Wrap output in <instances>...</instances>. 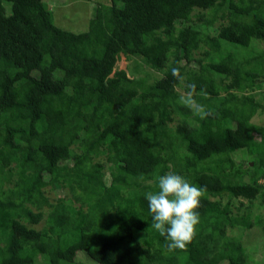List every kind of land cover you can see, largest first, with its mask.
Masks as SVG:
<instances>
[{"label": "trees", "instance_id": "16d2710c", "mask_svg": "<svg viewBox=\"0 0 264 264\" xmlns=\"http://www.w3.org/2000/svg\"><path fill=\"white\" fill-rule=\"evenodd\" d=\"M94 1L74 31L47 0H0V264H247L249 231L264 232L249 211L264 207V125L251 121L264 0ZM190 84L211 115L182 102ZM168 171L207 189L186 250L151 227L145 193Z\"/></svg>", "mask_w": 264, "mask_h": 264}, {"label": "clouds", "instance_id": "9594fccd", "mask_svg": "<svg viewBox=\"0 0 264 264\" xmlns=\"http://www.w3.org/2000/svg\"><path fill=\"white\" fill-rule=\"evenodd\" d=\"M172 75L183 81L178 67H171ZM200 95H207L201 89ZM195 85H188V91L181 97L184 104L193 106L202 118L211 115L205 105L195 99ZM157 191L145 193V199L152 218L151 227L168 241L169 251L186 250L195 239L201 217L197 209L201 198L207 191L205 186H198L185 176L168 171L156 177Z\"/></svg>", "mask_w": 264, "mask_h": 264}, {"label": "rangeland", "instance_id": "374dc122", "mask_svg": "<svg viewBox=\"0 0 264 264\" xmlns=\"http://www.w3.org/2000/svg\"><path fill=\"white\" fill-rule=\"evenodd\" d=\"M47 5L51 8L54 15V22L55 24L65 27L67 29H72L74 31H81L87 25V22L93 16V11L95 7L94 0H47ZM8 7V6H7ZM6 7V8H7ZM253 49H264V43L260 42L259 40H254ZM195 57L201 56V49H197L194 52ZM130 61L125 59L124 56H121L120 59L115 63L116 68H123L129 69ZM159 73L154 74L155 76ZM261 79V77H260ZM259 90L264 91V82L261 84ZM181 91V89H179ZM257 96L261 95L259 92L256 93ZM264 102V99H263ZM251 121L255 124H262L264 125V112L263 114L256 113ZM175 122V121H174ZM173 122V123H174ZM103 159V156H100ZM235 159H238V162H252L253 154L250 153L245 148H240L234 151ZM108 177V175H107ZM264 181V180H262ZM44 193L48 195L49 199L52 201L58 195L57 191L54 189H50L49 186L44 188ZM65 196H71L68 188H63V192ZM227 197L225 196V201ZM232 203L234 205H238L242 201L241 212L245 209L247 202L245 200L235 199L232 198ZM249 211L251 216L260 215L264 217V207L262 205L256 206L252 205L249 207ZM43 225V220H41L37 226ZM230 232V231H229ZM236 230L233 229V233L235 234ZM249 238V239H248ZM248 238L245 239L248 243L246 246L248 248V252L250 253L249 260L247 264H264V232L262 231L261 227H254L249 231ZM75 264H95L91 262L83 253H78L75 258Z\"/></svg>", "mask_w": 264, "mask_h": 264}]
</instances>
